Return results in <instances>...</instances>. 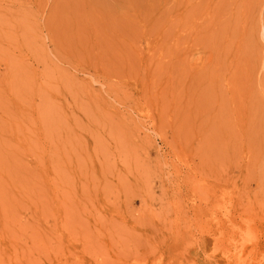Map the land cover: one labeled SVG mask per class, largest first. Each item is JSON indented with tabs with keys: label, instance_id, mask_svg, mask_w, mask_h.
<instances>
[{
	"label": "rangeland",
	"instance_id": "1",
	"mask_svg": "<svg viewBox=\"0 0 264 264\" xmlns=\"http://www.w3.org/2000/svg\"><path fill=\"white\" fill-rule=\"evenodd\" d=\"M0 264H264V0H0Z\"/></svg>",
	"mask_w": 264,
	"mask_h": 264
}]
</instances>
